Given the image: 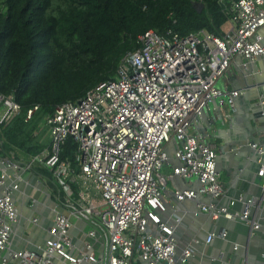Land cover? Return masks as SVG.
<instances>
[{
    "label": "built area",
    "instance_id": "built-area-1",
    "mask_svg": "<svg viewBox=\"0 0 264 264\" xmlns=\"http://www.w3.org/2000/svg\"><path fill=\"white\" fill-rule=\"evenodd\" d=\"M224 7L228 21L221 36L204 30L187 36L149 30L138 36L139 48L123 58L115 80L100 83L77 103L57 107L46 119V149L27 163L0 157V264H56V259L69 264H189L192 250L177 258L174 228L162 218L166 182L160 172L169 162L165 146L172 139L181 144L173 175L201 185L198 191L176 192L177 200H218L223 186L217 148L191 128L203 121L211 103L234 106L241 92L222 91L217 82L235 58L264 60V0H231ZM259 105L264 120V96ZM20 110L13 96L0 94V125ZM38 110L30 108L26 120ZM69 139L76 146V168L62 159ZM262 143L251 144L260 156ZM25 173L41 177L51 190L56 205L51 239L39 250L23 248L6 257L19 219L16 193L28 183ZM259 176H264V166ZM237 204L242 210L231 209ZM255 204L254 198L240 196L228 207L209 204L201 210L214 220L239 219L258 230L250 220ZM72 219L88 223L84 249L74 250ZM30 223L38 226L40 219L32 217ZM213 239L209 236L207 242ZM92 240L102 243V256L92 251Z\"/></svg>",
    "mask_w": 264,
    "mask_h": 264
},
{
    "label": "trees",
    "instance_id": "trees-1",
    "mask_svg": "<svg viewBox=\"0 0 264 264\" xmlns=\"http://www.w3.org/2000/svg\"><path fill=\"white\" fill-rule=\"evenodd\" d=\"M231 0H0V94L21 106L0 125V157L27 163L50 140L46 119L117 78L123 58L149 30L224 33ZM39 110L31 120L27 111ZM50 139V138H49ZM69 139L62 159L76 168ZM39 172L51 176L39 167Z\"/></svg>",
    "mask_w": 264,
    "mask_h": 264
},
{
    "label": "crops",
    "instance_id": "crops-1",
    "mask_svg": "<svg viewBox=\"0 0 264 264\" xmlns=\"http://www.w3.org/2000/svg\"><path fill=\"white\" fill-rule=\"evenodd\" d=\"M217 86L222 91H239L241 94L234 100L233 107L211 103L203 121L197 122L191 128V133L200 135L205 142L216 146L217 172L223 194L218 200L209 196H199L193 201L177 200L176 192L198 191L201 185L196 180H185L173 175L174 168L179 165L175 152L181 144L172 139L165 146L169 162L160 172L166 182L163 194L166 212L162 214V218L174 228L177 258L184 250H192L189 264H264V204L260 202L264 176H259L261 166H264V154L260 156L251 147V144L263 145L264 140V120L261 117L263 109L259 105V97L264 96V60L247 62L242 58H235ZM47 139L50 140L48 136ZM24 179L28 183L23 184V189L20 188L16 193L20 201L17 203L19 219L8 250L4 253L6 257L23 248L39 250L51 239L49 228L56 216L55 205L50 199L54 200L47 194L51 190L45 186L41 177L25 173ZM240 196L255 199L250 220L259 225L258 230L239 219L214 220L210 213L201 210L202 206L209 204L218 208L228 207ZM33 199L37 200V204L30 202ZM231 209L240 211L242 205L237 204ZM59 213L67 214L62 210ZM32 217L40 219L38 226L30 223ZM72 221L70 234L74 250L84 249L88 241L84 236L89 230L88 223L85 220ZM224 232L227 233L226 237L221 236ZM212 235L214 239L208 243L207 238ZM90 244L98 257L104 254L100 241L92 240ZM56 264L69 263L56 259Z\"/></svg>",
    "mask_w": 264,
    "mask_h": 264
},
{
    "label": "water",
    "instance_id": "water-1",
    "mask_svg": "<svg viewBox=\"0 0 264 264\" xmlns=\"http://www.w3.org/2000/svg\"><path fill=\"white\" fill-rule=\"evenodd\" d=\"M252 143V142H251ZM48 194V193H47ZM49 198V197H48ZM50 199V198H49ZM50 201L53 203V205H55V203L50 199ZM260 202L264 204V194L262 195V197L260 198ZM56 207V205H55Z\"/></svg>",
    "mask_w": 264,
    "mask_h": 264
},
{
    "label": "rangeland",
    "instance_id": "rangeland-1",
    "mask_svg": "<svg viewBox=\"0 0 264 264\" xmlns=\"http://www.w3.org/2000/svg\"><path fill=\"white\" fill-rule=\"evenodd\" d=\"M46 125V124H45Z\"/></svg>",
    "mask_w": 264,
    "mask_h": 264
}]
</instances>
